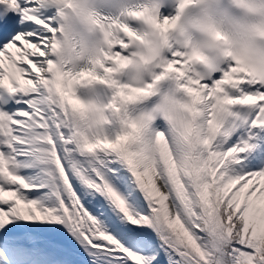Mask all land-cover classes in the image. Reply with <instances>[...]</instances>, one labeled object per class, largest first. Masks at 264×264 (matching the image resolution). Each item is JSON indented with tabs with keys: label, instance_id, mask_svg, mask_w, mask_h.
I'll list each match as a JSON object with an SVG mask.
<instances>
[{
	"label": "snow or ice",
	"instance_id": "1",
	"mask_svg": "<svg viewBox=\"0 0 264 264\" xmlns=\"http://www.w3.org/2000/svg\"><path fill=\"white\" fill-rule=\"evenodd\" d=\"M0 264H264V0H0Z\"/></svg>",
	"mask_w": 264,
	"mask_h": 264
}]
</instances>
